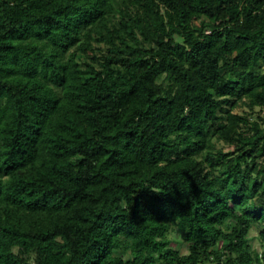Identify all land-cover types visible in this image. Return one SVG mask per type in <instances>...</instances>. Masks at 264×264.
<instances>
[{
  "label": "trees",
  "instance_id": "1",
  "mask_svg": "<svg viewBox=\"0 0 264 264\" xmlns=\"http://www.w3.org/2000/svg\"><path fill=\"white\" fill-rule=\"evenodd\" d=\"M241 103L264 0H0V264H264Z\"/></svg>",
  "mask_w": 264,
  "mask_h": 264
},
{
  "label": "rangeland",
  "instance_id": "2",
  "mask_svg": "<svg viewBox=\"0 0 264 264\" xmlns=\"http://www.w3.org/2000/svg\"><path fill=\"white\" fill-rule=\"evenodd\" d=\"M235 110L238 112H242V113H253L255 116H257L260 112H262V114H264V110L263 109L261 110L260 107H255L254 109H251L248 105L243 104V103H241L237 108H235ZM258 234H259V229L256 226H254V228L251 232L252 243H253L254 247H256L257 249H259L261 251L264 249V247H262L260 240L258 239ZM179 246L182 247L183 252L189 251V249L185 243H181V244H179ZM208 264H213V263H208Z\"/></svg>",
  "mask_w": 264,
  "mask_h": 264
}]
</instances>
